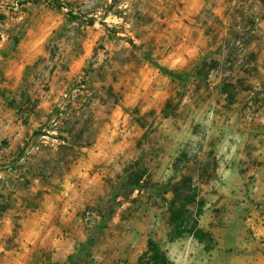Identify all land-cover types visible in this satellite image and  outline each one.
<instances>
[{
    "label": "rangeland",
    "instance_id": "374dc122",
    "mask_svg": "<svg viewBox=\"0 0 264 264\" xmlns=\"http://www.w3.org/2000/svg\"><path fill=\"white\" fill-rule=\"evenodd\" d=\"M54 1L0 0V264H264V0Z\"/></svg>",
    "mask_w": 264,
    "mask_h": 264
},
{
    "label": "trees",
    "instance_id": "16d2710c",
    "mask_svg": "<svg viewBox=\"0 0 264 264\" xmlns=\"http://www.w3.org/2000/svg\"><path fill=\"white\" fill-rule=\"evenodd\" d=\"M33 1L40 2V0H33ZM54 2H55V5H51L52 7H58V8L61 7L60 0H55ZM94 143H95V137H92V138L89 137V139L84 144L85 146L89 147ZM183 209H185V207ZM181 234H182L181 225H178L177 229L175 230V236H173L171 240H174L177 236L178 237L181 236ZM200 234H201L200 230H197L194 233L195 237L197 238H200ZM148 253L151 254V259H152L153 264H171V262L169 261L167 257V252L164 251L162 247L154 241L149 242Z\"/></svg>",
    "mask_w": 264,
    "mask_h": 264
}]
</instances>
